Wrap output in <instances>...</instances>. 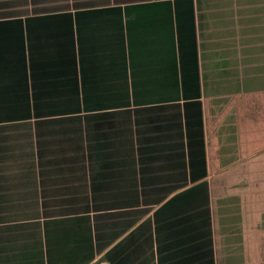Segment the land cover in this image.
Masks as SVG:
<instances>
[{
  "label": "crops",
  "instance_id": "crops-1",
  "mask_svg": "<svg viewBox=\"0 0 264 264\" xmlns=\"http://www.w3.org/2000/svg\"><path fill=\"white\" fill-rule=\"evenodd\" d=\"M32 11L0 17V264H220L216 196L264 192L246 98L264 0ZM219 93L234 135L210 115Z\"/></svg>",
  "mask_w": 264,
  "mask_h": 264
},
{
  "label": "rangeland",
  "instance_id": "rangeland-1",
  "mask_svg": "<svg viewBox=\"0 0 264 264\" xmlns=\"http://www.w3.org/2000/svg\"><path fill=\"white\" fill-rule=\"evenodd\" d=\"M99 2V0H0V17L23 13L32 9L53 10L69 6L87 5ZM249 91L246 98L251 96L254 101L258 116H264V77L257 75L251 77ZM226 88V87H225ZM222 93V92H220ZM215 100L208 101L210 115L215 118L217 113L225 124V135H234L232 111L228 108L230 98L228 94H221ZM214 99V94L210 95ZM213 102V103H212ZM217 103L218 109L211 110V105ZM241 106V105H240ZM232 107V106H231ZM243 120H251L252 112L244 110ZM240 117V116H239ZM245 129V127H244ZM252 130L253 128H249ZM251 132V131H249ZM22 133H26L23 131ZM248 132L240 131L238 137H246ZM27 137L21 135L17 145L26 147ZM261 159V158H260ZM239 183H234L225 189H221L220 196H216V230L218 235V252L220 264H264V192L260 197H255L257 204H251V194ZM258 189L256 194H258ZM245 192V193H244ZM218 194V191H217ZM261 201V202H260Z\"/></svg>",
  "mask_w": 264,
  "mask_h": 264
},
{
  "label": "trees",
  "instance_id": "trees-1",
  "mask_svg": "<svg viewBox=\"0 0 264 264\" xmlns=\"http://www.w3.org/2000/svg\"><path fill=\"white\" fill-rule=\"evenodd\" d=\"M210 264H213L212 256H210Z\"/></svg>",
  "mask_w": 264,
  "mask_h": 264
}]
</instances>
